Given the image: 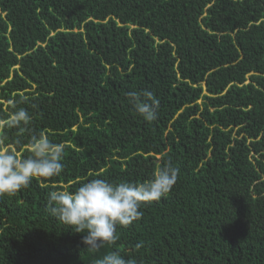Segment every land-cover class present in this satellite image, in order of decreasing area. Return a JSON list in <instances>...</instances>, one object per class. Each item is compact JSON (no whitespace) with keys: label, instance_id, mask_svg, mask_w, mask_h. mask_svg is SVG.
<instances>
[{"label":"trees","instance_id":"1","mask_svg":"<svg viewBox=\"0 0 264 264\" xmlns=\"http://www.w3.org/2000/svg\"><path fill=\"white\" fill-rule=\"evenodd\" d=\"M144 90L151 122L128 103ZM9 100L65 145V168L0 197V264H93L110 249L85 248L48 193L148 183L169 162L171 192L117 226L121 254L264 264V0H0V118Z\"/></svg>","mask_w":264,"mask_h":264},{"label":"clouds","instance_id":"2","mask_svg":"<svg viewBox=\"0 0 264 264\" xmlns=\"http://www.w3.org/2000/svg\"><path fill=\"white\" fill-rule=\"evenodd\" d=\"M128 103L145 121L157 118L159 100L148 90L127 93ZM10 110L0 118V132L15 129L17 136L8 143L7 134L0 135V197L15 196L29 187L35 178L61 175L65 145L54 143L45 133L33 132L32 117L24 107L9 100ZM25 133L28 139L24 142ZM27 152L28 155L23 153ZM179 168L170 162L155 171L148 183H113L97 178L82 183L74 191L53 190L47 195V212L76 233H83L82 242L92 253L110 249L94 259L93 264H136L117 249L120 235L117 226L129 227L143 216L142 207L159 201L171 192ZM139 249L141 244H136Z\"/></svg>","mask_w":264,"mask_h":264}]
</instances>
